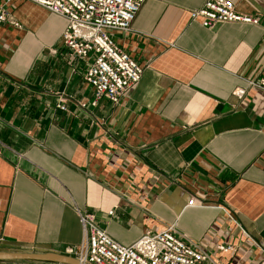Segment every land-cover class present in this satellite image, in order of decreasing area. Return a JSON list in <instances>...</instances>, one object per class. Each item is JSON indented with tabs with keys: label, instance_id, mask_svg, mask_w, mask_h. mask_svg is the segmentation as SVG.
I'll return each instance as SVG.
<instances>
[{
	"label": "crops",
	"instance_id": "crops-1",
	"mask_svg": "<svg viewBox=\"0 0 264 264\" xmlns=\"http://www.w3.org/2000/svg\"><path fill=\"white\" fill-rule=\"evenodd\" d=\"M206 1L146 0L132 31H111L144 73L119 105L96 107L90 62L62 42L66 20L13 1L23 28L0 25V140L12 149L0 161V252L75 259L65 252L83 240L80 209L126 246L174 225L216 264L260 263L264 90L233 93L264 77V0H231L258 26L214 29L191 21ZM193 196L204 207H189Z\"/></svg>",
	"mask_w": 264,
	"mask_h": 264
},
{
	"label": "built area",
	"instance_id": "built-area-1",
	"mask_svg": "<svg viewBox=\"0 0 264 264\" xmlns=\"http://www.w3.org/2000/svg\"><path fill=\"white\" fill-rule=\"evenodd\" d=\"M13 1L0 0V25L22 29L21 22L9 11ZM26 1L66 20L63 44L73 56L90 62L84 79L93 90L91 106L96 107L102 100L117 106L141 81L143 66L116 44L110 32L132 31L133 22L146 0ZM191 21L207 29L229 23L260 24L258 17L240 13L231 0H207L191 12ZM244 80L246 86L233 93L239 99H243L251 88L264 90L263 76ZM59 108L66 110L64 105ZM4 149L12 151L0 140V161ZM188 206L204 207V203L193 196ZM219 208L231 215L226 207ZM113 214V210L109 212V215ZM77 216L83 228V240L78 247H68L65 253L80 264H216L207 250L186 240L174 225L160 232L146 230L135 243L126 246L115 241L99 226L95 214L77 209ZM217 248L223 253L237 251L230 244ZM259 264H264V249Z\"/></svg>",
	"mask_w": 264,
	"mask_h": 264
},
{
	"label": "water",
	"instance_id": "water-1",
	"mask_svg": "<svg viewBox=\"0 0 264 264\" xmlns=\"http://www.w3.org/2000/svg\"><path fill=\"white\" fill-rule=\"evenodd\" d=\"M8 260H43V261H60L69 264H80V262L77 261L76 259L61 255H55V254L38 255V254L0 252V261H8Z\"/></svg>",
	"mask_w": 264,
	"mask_h": 264
}]
</instances>
